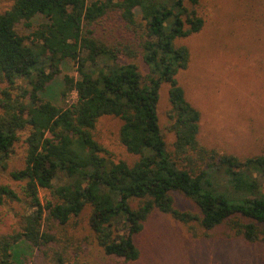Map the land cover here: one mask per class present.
I'll return each instance as SVG.
<instances>
[{
    "label": "trees",
    "instance_id": "16d2710c",
    "mask_svg": "<svg viewBox=\"0 0 264 264\" xmlns=\"http://www.w3.org/2000/svg\"><path fill=\"white\" fill-rule=\"evenodd\" d=\"M197 2L12 0L0 13V168L17 142L24 145L23 167L10 173L21 192L0 185V205L26 208L17 229L0 233V264H28L35 250L51 251L63 264L53 226L85 208L96 244L124 261L138 259L133 237L154 210L205 231L226 225L229 235L264 242V157L199 145L200 114L176 79L190 60L177 42L203 27ZM69 63L75 75L63 73L55 103L50 86ZM163 85L170 152L158 116ZM104 116L121 120L119 142L138 156L133 164L111 160L93 138ZM40 190L48 191L45 202ZM172 193L190 199L198 213L174 208Z\"/></svg>",
    "mask_w": 264,
    "mask_h": 264
},
{
    "label": "rangeland",
    "instance_id": "374dc122",
    "mask_svg": "<svg viewBox=\"0 0 264 264\" xmlns=\"http://www.w3.org/2000/svg\"><path fill=\"white\" fill-rule=\"evenodd\" d=\"M11 3L12 0H0V13ZM195 9L203 19V27L177 42L187 47L190 60L187 68L177 73L176 79L187 101L200 114L197 141L205 148L239 158L264 157V0H198ZM133 62L142 76L147 75L148 69L141 61ZM71 65L65 66L50 86V100L55 103H61L57 94L63 73L75 75ZM167 91L168 86L163 85L158 116L170 152L174 135L168 130ZM121 124L116 117H101L92 134L111 160L131 165L138 156L127 153L120 144ZM23 161L24 145L19 141L7 168H0V185L21 192L22 183L13 180L10 173L21 169ZM39 196L45 202L48 191L40 190ZM172 197L177 210L198 213L190 199L178 193H172ZM25 209L21 202L0 205V233L17 229ZM89 213V208H85L68 223L54 224L52 232L60 240L54 250H65V257H60L63 264H264L263 241L251 243L229 235L226 225L205 231L195 221L183 224L156 210L133 237L139 251L138 259L124 261L105 255L96 244L88 225ZM56 260L51 251L35 250L28 264H56Z\"/></svg>",
    "mask_w": 264,
    "mask_h": 264
}]
</instances>
